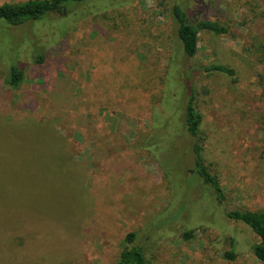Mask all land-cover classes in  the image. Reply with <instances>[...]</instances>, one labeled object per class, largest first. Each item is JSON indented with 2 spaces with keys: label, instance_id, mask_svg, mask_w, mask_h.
<instances>
[{
  "label": "rangeland",
  "instance_id": "rangeland-1",
  "mask_svg": "<svg viewBox=\"0 0 264 264\" xmlns=\"http://www.w3.org/2000/svg\"><path fill=\"white\" fill-rule=\"evenodd\" d=\"M173 5L226 33L200 32L186 57ZM191 89L223 201L193 173ZM233 209L264 211V0H87L0 20V264H116L133 232L147 264H263Z\"/></svg>",
  "mask_w": 264,
  "mask_h": 264
},
{
  "label": "trees",
  "instance_id": "trees-1",
  "mask_svg": "<svg viewBox=\"0 0 264 264\" xmlns=\"http://www.w3.org/2000/svg\"><path fill=\"white\" fill-rule=\"evenodd\" d=\"M87 0H31L23 3H5L0 5V20L11 26H19L30 21H38L49 14L66 8L70 5L82 4ZM176 25V36L181 44L182 51L188 58H193L198 50V35L206 31L214 35H223L226 29L216 22L205 19L190 20L185 10L173 5L170 12ZM205 73H219L233 79L234 71L223 65H208L203 68ZM23 80V74L17 66H12L5 78L10 88H16ZM195 95L191 89L184 108L183 124L187 134L194 140L191 146L193 157V173L201 181L209 194L218 201L224 200V194L218 178L211 173L203 157L204 138L200 130L202 116L196 110ZM225 216L247 226L258 238L252 247L254 257L264 264V211H250L233 209L225 212ZM190 232L184 234L187 238ZM139 235L129 233L124 238L125 247L121 251L116 264H147L145 250L137 244ZM225 258L234 259L235 254L230 251L224 254Z\"/></svg>",
  "mask_w": 264,
  "mask_h": 264
}]
</instances>
